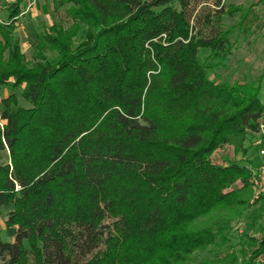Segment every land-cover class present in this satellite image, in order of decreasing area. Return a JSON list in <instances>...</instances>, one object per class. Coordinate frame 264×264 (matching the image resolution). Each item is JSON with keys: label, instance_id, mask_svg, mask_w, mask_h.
<instances>
[{"label": "trees", "instance_id": "obj_1", "mask_svg": "<svg viewBox=\"0 0 264 264\" xmlns=\"http://www.w3.org/2000/svg\"><path fill=\"white\" fill-rule=\"evenodd\" d=\"M51 4L76 23L39 32L27 61L15 33L25 0H0V89L9 91L0 215L9 208L5 226L15 233L0 240L1 264H264L260 220L237 243L225 222L195 227L252 200L264 71L254 80L214 76L233 36L253 32L255 4ZM225 16L238 23L226 29ZM226 145L235 157L215 163Z\"/></svg>", "mask_w": 264, "mask_h": 264}, {"label": "rangeland", "instance_id": "obj_2", "mask_svg": "<svg viewBox=\"0 0 264 264\" xmlns=\"http://www.w3.org/2000/svg\"><path fill=\"white\" fill-rule=\"evenodd\" d=\"M12 1V0H8ZM226 5L233 6H250L256 3L255 14L258 16V21L255 22L253 32L246 36H233L236 39L235 48L229 60L226 62V68H219L215 73L214 78L217 81H244L254 80L264 71V0H223ZM214 9V6H213ZM6 13L0 5V24L5 21ZM76 23L65 10L54 11L51 0H25V7L23 14L18 19V26L16 29V37L19 40L22 53L26 56L27 61H31L36 46L40 43L38 33L47 30L50 31L51 26H57L62 29H69ZM223 23L226 29L238 23L237 18H230L225 16ZM254 25V24H253ZM86 30L82 29L78 33L77 43L85 38ZM1 40V36H0ZM56 53L55 51L47 49V56ZM264 86V83H263ZM7 89H0V108L1 97L8 95ZM262 100L264 101V87L262 89ZM229 155L231 158L235 157L233 146L226 145L220 148L217 152L214 162L221 163L220 157ZM238 159L240 156L237 157ZM254 194V190H251ZM253 199V196H252ZM9 208H6L0 215V240L3 242H12L14 240V230L8 229L5 226ZM260 220L264 223V202L255 205L250 200L249 206L235 205L232 207L221 206L210 214L201 217L195 227L210 226L216 223L225 222L230 227L233 237V243H237L238 239L246 234V231L253 234V220ZM209 258L212 257L210 253H205ZM1 264V262H0Z\"/></svg>", "mask_w": 264, "mask_h": 264}, {"label": "built area", "instance_id": "obj_3", "mask_svg": "<svg viewBox=\"0 0 264 264\" xmlns=\"http://www.w3.org/2000/svg\"><path fill=\"white\" fill-rule=\"evenodd\" d=\"M259 137L258 153H257V166L253 168L252 188L254 190L252 201H259L264 198V117L259 123Z\"/></svg>", "mask_w": 264, "mask_h": 264}, {"label": "crops", "instance_id": "obj_4", "mask_svg": "<svg viewBox=\"0 0 264 264\" xmlns=\"http://www.w3.org/2000/svg\"><path fill=\"white\" fill-rule=\"evenodd\" d=\"M254 4V3H253ZM255 7H256V3H255V6H254V9H255Z\"/></svg>", "mask_w": 264, "mask_h": 264}]
</instances>
